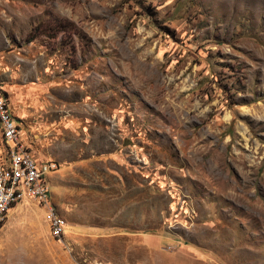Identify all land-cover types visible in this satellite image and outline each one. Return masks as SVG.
<instances>
[{
	"label": "rangeland",
	"instance_id": "1",
	"mask_svg": "<svg viewBox=\"0 0 264 264\" xmlns=\"http://www.w3.org/2000/svg\"><path fill=\"white\" fill-rule=\"evenodd\" d=\"M0 90L65 225L0 264H264V0H0Z\"/></svg>",
	"mask_w": 264,
	"mask_h": 264
},
{
	"label": "built area",
	"instance_id": "2",
	"mask_svg": "<svg viewBox=\"0 0 264 264\" xmlns=\"http://www.w3.org/2000/svg\"><path fill=\"white\" fill-rule=\"evenodd\" d=\"M19 123L7 96L0 90V229L16 203L33 201L47 212L51 235L61 239L65 225L51 203L48 182L54 166L37 160L29 152L22 141Z\"/></svg>",
	"mask_w": 264,
	"mask_h": 264
},
{
	"label": "trees",
	"instance_id": "3",
	"mask_svg": "<svg viewBox=\"0 0 264 264\" xmlns=\"http://www.w3.org/2000/svg\"><path fill=\"white\" fill-rule=\"evenodd\" d=\"M2 92V91H1ZM4 93V92H3ZM5 94V93H4ZM6 95V94H5Z\"/></svg>",
	"mask_w": 264,
	"mask_h": 264
}]
</instances>
